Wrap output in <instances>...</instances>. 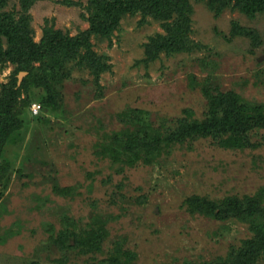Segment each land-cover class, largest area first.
Segmentation results:
<instances>
[{
	"label": "rangeland",
	"instance_id": "obj_1",
	"mask_svg": "<svg viewBox=\"0 0 264 264\" xmlns=\"http://www.w3.org/2000/svg\"><path fill=\"white\" fill-rule=\"evenodd\" d=\"M191 2V51L162 52L149 61L150 36L167 32L151 16L141 22L140 14H127L110 38L91 37L92 48L111 64L101 75L102 88L87 68L70 61L56 108L42 106L34 114L32 106L44 92L35 89L18 141L7 145L4 156L9 171L0 183V264H115L110 258L125 260V254L130 264H186L226 256L249 235L236 218L191 215L183 201L264 187V146L228 150L200 140L132 167L95 154L100 135L118 130V114L127 109L145 110L157 127L174 125L187 108L203 117L206 99L201 86H190V76L264 105V13L250 18L226 8L217 16L206 3ZM86 5L87 0L38 1L31 10L36 40L48 27L70 35L88 29ZM19 8V0H10L8 9ZM234 22L257 29L258 46L233 35ZM13 69L0 65V90ZM98 226L104 232L99 249L70 247L69 231Z\"/></svg>",
	"mask_w": 264,
	"mask_h": 264
},
{
	"label": "trees",
	"instance_id": "obj_2",
	"mask_svg": "<svg viewBox=\"0 0 264 264\" xmlns=\"http://www.w3.org/2000/svg\"><path fill=\"white\" fill-rule=\"evenodd\" d=\"M40 0H19V9H8L10 0H0V65H14L8 82L0 90V183L5 182L9 171L8 159L4 158L7 145L16 144L23 128L22 113L38 94L40 106L56 108L60 87L71 74L68 63L87 68L94 84L100 89L102 73L111 70L109 57L98 54L92 47L91 37L101 35L110 38L127 14L149 16L156 19L166 34L155 33L147 44L148 60H155L162 52L191 51L196 45L190 39V26L194 7L191 0H87L86 19L89 28L77 35L61 29L45 28L43 36L36 40L32 27L31 10ZM204 2L218 16L226 8L237 9L250 18L264 13V0H196ZM233 35L248 37L256 47L261 41L255 28L232 25ZM27 72L21 84L18 74ZM210 80L199 83L190 76V86H201L206 99L203 117H197L191 108L184 109L172 126L157 127L148 118V113L139 108H130L118 114L121 127L113 132L105 131L95 144V154L110 158L114 164L135 166L138 162L153 163L185 143L210 139L217 147L228 150L257 149L264 146V105L249 102L238 92L212 88ZM206 83V84H205ZM256 136L260 139H254ZM191 215L210 217L220 221L236 218L247 225L249 235L240 245L232 244L226 256L203 262L186 264H258L264 259V187L255 193L226 194L222 198L194 194L183 201ZM103 230L81 233L68 232L66 239L74 240L78 249H99L104 238ZM90 249V250H89ZM115 264H130L117 255L110 258Z\"/></svg>",
	"mask_w": 264,
	"mask_h": 264
},
{
	"label": "built area",
	"instance_id": "obj_3",
	"mask_svg": "<svg viewBox=\"0 0 264 264\" xmlns=\"http://www.w3.org/2000/svg\"><path fill=\"white\" fill-rule=\"evenodd\" d=\"M40 108H41L40 104L34 103L32 106L33 113L38 114L40 111Z\"/></svg>",
	"mask_w": 264,
	"mask_h": 264
},
{
	"label": "water",
	"instance_id": "obj_4",
	"mask_svg": "<svg viewBox=\"0 0 264 264\" xmlns=\"http://www.w3.org/2000/svg\"><path fill=\"white\" fill-rule=\"evenodd\" d=\"M25 73H26V72H20V73H19V75H18V79H19L18 84H19V85H20V83H21V81H22V79H23L22 75L25 74Z\"/></svg>",
	"mask_w": 264,
	"mask_h": 264
}]
</instances>
